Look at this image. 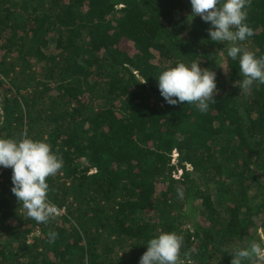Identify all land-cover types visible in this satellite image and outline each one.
<instances>
[{"label": "trees", "instance_id": "obj_1", "mask_svg": "<svg viewBox=\"0 0 264 264\" xmlns=\"http://www.w3.org/2000/svg\"><path fill=\"white\" fill-rule=\"evenodd\" d=\"M191 14L190 0H0V137L26 129L63 157L48 223L0 167V264H139L161 231L183 236L182 264H231L264 235V85L240 91L238 61ZM247 23L242 47L264 55V0ZM194 61L216 73L206 113L158 89Z\"/></svg>", "mask_w": 264, "mask_h": 264}, {"label": "clouds", "instance_id": "obj_2", "mask_svg": "<svg viewBox=\"0 0 264 264\" xmlns=\"http://www.w3.org/2000/svg\"><path fill=\"white\" fill-rule=\"evenodd\" d=\"M190 4V19L200 16L210 25L209 39L227 44V57L238 61L242 79L236 86L240 91L247 94L254 85H264V55L257 56L242 47V42L255 35L247 23L251 0H190ZM218 65L224 68L222 63ZM157 79L160 94L170 105L186 103L206 113L210 103L215 102L216 73L202 69L200 61L178 62L163 70ZM0 167L12 169L11 191L28 218L48 223L59 215L58 207L48 198L47 178L62 169L63 157L54 152L50 144L29 137L26 129L19 138L0 137ZM177 195L181 199L184 195L179 187ZM55 236L52 232L50 239ZM183 239L174 231H161L146 242L147 250L139 264H182ZM227 253L232 257L231 264H264V236L247 244H237Z\"/></svg>", "mask_w": 264, "mask_h": 264}, {"label": "built area", "instance_id": "obj_3", "mask_svg": "<svg viewBox=\"0 0 264 264\" xmlns=\"http://www.w3.org/2000/svg\"><path fill=\"white\" fill-rule=\"evenodd\" d=\"M62 212V211H61ZM60 213V212H59Z\"/></svg>", "mask_w": 264, "mask_h": 264}, {"label": "rangeland", "instance_id": "obj_4", "mask_svg": "<svg viewBox=\"0 0 264 264\" xmlns=\"http://www.w3.org/2000/svg\"><path fill=\"white\" fill-rule=\"evenodd\" d=\"M262 231V230H261ZM264 236V235H263Z\"/></svg>", "mask_w": 264, "mask_h": 264}]
</instances>
